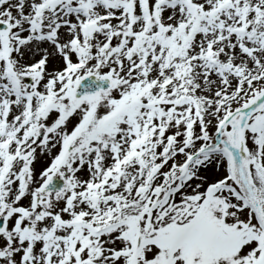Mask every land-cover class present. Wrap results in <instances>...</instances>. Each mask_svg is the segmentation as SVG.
<instances>
[{
	"label": "snow or ice",
	"instance_id": "obj_1",
	"mask_svg": "<svg viewBox=\"0 0 264 264\" xmlns=\"http://www.w3.org/2000/svg\"><path fill=\"white\" fill-rule=\"evenodd\" d=\"M0 264H264V0H0Z\"/></svg>",
	"mask_w": 264,
	"mask_h": 264
}]
</instances>
